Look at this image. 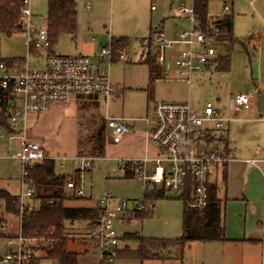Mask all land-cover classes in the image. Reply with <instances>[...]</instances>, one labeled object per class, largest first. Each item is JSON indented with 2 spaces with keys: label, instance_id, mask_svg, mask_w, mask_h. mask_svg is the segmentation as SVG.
<instances>
[{
  "label": "rangeland",
  "instance_id": "obj_1",
  "mask_svg": "<svg viewBox=\"0 0 264 264\" xmlns=\"http://www.w3.org/2000/svg\"><path fill=\"white\" fill-rule=\"evenodd\" d=\"M78 16V31L73 38L64 35L59 38L56 45L57 52L68 53L77 45L92 44L99 51L103 46L111 43V38H126L127 48L120 47L118 50L125 51L126 60L114 62L110 68V77L114 84L120 85V93L115 94L109 101L110 116H124L137 118L138 121L131 133L126 134V142L117 143L113 134V123L107 119L105 106L96 101L81 100L76 103L57 105L50 111L38 114L39 117L31 116L28 119V136L30 140H36L44 144L46 152L56 158L58 171L66 174H73L76 161L73 157L79 154V137L87 139L96 128L102 123L105 128L107 142H110L103 157H96L90 170L85 171L82 178L83 197L87 204H94L107 194H112L121 199L129 201H140L143 199L144 190L142 182L135 176L124 178L125 169L119 162L121 159L132 156L135 152V144L145 137L147 131L146 122L141 118L149 116L153 119V101L166 102H190L193 106L199 107L210 101L216 105L223 104L232 92H244L252 96V50L249 48L247 54L240 42H236L231 53V67L229 71L214 70L205 73V81L194 82L191 86L187 83L176 80L173 62L169 59L170 54H178L185 48L183 45H176L166 54L164 69L167 74L161 72V76L156 75L150 81L148 64L140 57L141 38L149 36L150 26L153 28L162 26L166 39L178 40L179 32L189 30L191 21L187 17H177L174 7L170 8L167 0H155V10H151L152 0H91V6L85 7L83 0H75ZM49 0H31L30 8L33 14L32 26L39 28L46 25L48 16ZM229 5V10L224 8ZM251 0H212L209 3V14L222 16L226 13L234 15V33L238 39H243L248 35L249 24L248 15L251 10ZM210 16V17H213ZM96 41L92 42V38ZM155 34L153 35V40ZM216 41V40H214ZM147 42V41H145ZM224 44L216 41L215 44ZM56 53V52H55ZM57 54V53H56ZM154 57L155 54H151ZM0 56L2 58H24L29 57L31 67L39 66L34 55L29 54V47L26 37L22 33L12 36H0ZM46 54L42 53L40 63ZM150 56V55H148ZM148 59V57H147ZM157 65V61L155 62ZM163 71V70H162ZM154 87L153 94L149 86ZM152 89V88H151ZM220 97L221 101L216 102ZM254 98H252L253 100ZM249 113L250 118H260L264 116L259 112ZM235 130L237 135H234ZM231 137L244 147L259 146L264 147V123L250 120L247 124L231 123ZM126 138V137H125ZM20 140L4 141L0 157V189L8 190L12 194H19L22 185L21 163L12 155L20 149ZM87 153V152H86ZM67 157L65 166L61 168L60 157ZM248 155L238 156L246 158ZM220 188L222 200L224 222L226 225V235L239 234L243 228L248 231L262 232L259 220L264 213V178L260 170L256 167L231 163L228 165L227 178L216 177ZM31 209L37 208L39 202L36 198H24L23 201ZM184 199L178 195L166 193L165 197L159 198L152 206L149 216L145 218L131 217V213H126L131 219L119 227L122 235L125 232H136L144 237L153 238H178L182 232V212ZM65 204V201H64ZM14 222L19 224V216L16 213L8 212L5 209L3 200H0V255L6 252V247L2 241L3 222L6 223L8 234L16 232L11 226ZM65 221V232L70 235V250L79 253V264H88L89 257H96V252L89 250L86 253L79 243L73 242V236L82 224ZM88 222V221H86ZM79 231V230H78ZM82 232V231H81ZM128 242L126 253L118 254V259H130L125 261L130 264H142L141 260L135 258V240L129 236L123 237ZM207 245V244H205ZM204 244H191L186 248L184 259L145 260L143 264H199L201 259L207 264L211 251ZM177 247H172L171 251H161L162 256L179 253ZM261 259L264 260V246L260 247ZM262 261V262H261ZM201 263V262H200ZM40 264H58L57 260L43 259Z\"/></svg>",
  "mask_w": 264,
  "mask_h": 264
},
{
  "label": "built area",
  "instance_id": "obj_2",
  "mask_svg": "<svg viewBox=\"0 0 264 264\" xmlns=\"http://www.w3.org/2000/svg\"><path fill=\"white\" fill-rule=\"evenodd\" d=\"M31 0H24L22 8L23 31L29 47V54L36 58L39 66L31 67L29 57L7 63L0 61V90L6 95L0 97V110L7 116L11 131L0 126L1 147L5 139H21V148L14 155L22 170L21 192L19 198V224L14 235L2 234L6 252L0 255V264H40L44 255L41 247L54 244V239L37 243L35 239L23 236L21 217L25 210H32L23 201L25 197L32 199L36 188L27 181L29 171L47 159L44 144L27 137L26 120L29 114L47 112L54 104H68L75 97H102L108 107L109 101L120 89L110 77V68L117 55L123 60L125 55L114 52L110 44L103 46L95 59L87 55H61L51 50L49 29L47 24L39 28L32 26ZM177 4L176 10L191 21L189 30L179 32L178 40L166 39L164 32L157 29L151 51L156 56L157 64L164 67L166 54L174 46L180 44L185 48L173 57L178 68V75L190 81L192 74L208 66L216 57L213 38L199 27L194 7V0H170ZM85 6H91V0H84ZM224 8L229 10V5ZM155 9V5L152 6ZM42 53L46 56L40 63ZM252 102L250 95L235 93L232 106L235 109L249 108ZM153 119L149 116L141 118L146 122L147 135L157 149L154 157L141 159H121L119 162L133 172L142 182L144 192L162 187L166 193L186 196L187 205L204 209L209 202V186L212 174L216 169L233 158L225 151L217 135L222 131L225 117L212 103L207 102L203 109L194 110L190 102L153 101ZM113 123V134L119 139L129 133L138 119L124 116H109ZM80 162L79 177L66 179L67 189L73 190L75 196H83L82 176L94 164V157L78 156ZM259 160L253 159V164ZM53 208L55 200L49 201ZM99 215L91 219L87 226L88 238L93 242L98 264H114L121 237L117 224L130 220L126 213L148 210L150 207L140 201L121 199L107 194L98 201ZM264 218V217H263ZM2 231L6 223L1 225Z\"/></svg>",
  "mask_w": 264,
  "mask_h": 264
},
{
  "label": "trees",
  "instance_id": "obj_3",
  "mask_svg": "<svg viewBox=\"0 0 264 264\" xmlns=\"http://www.w3.org/2000/svg\"><path fill=\"white\" fill-rule=\"evenodd\" d=\"M210 1L212 0H194L199 27L208 36L224 44L226 55L219 58L217 68L220 71H228L230 52L238 41L233 31V14L227 13L217 19L210 18L208 10ZM23 6L24 0H0V36H12L13 34L22 33ZM46 24L49 29L51 50H53L61 36L76 34V1L49 0ZM156 30V28L151 26L150 34L147 38L149 42L152 41ZM126 44V38H111V45L115 53L117 52L116 49ZM243 45L245 44L243 43ZM116 59L117 55L114 57V60ZM3 60L11 64L14 61L23 60V58H2L0 56V61ZM146 63L153 81L155 75L159 73L155 57H152V55L148 56ZM3 95L6 94L0 90V97ZM0 126L9 132L11 131L7 123V116L1 110ZM78 145L80 156H91L94 158L105 156L107 139L104 125L101 123L93 134L85 140L79 137ZM128 172L133 174L131 170H128ZM131 176L128 173L126 174V177ZM66 179L65 175L56 173L55 161L52 158L45 159L29 171L27 181L31 182L36 188L34 198L39 202V206L23 212L21 232L23 236L35 239L37 243L41 242V238L45 240L54 239L53 245L41 247L46 258L57 260L58 264H79V253L69 248L70 239L65 232V221L95 219L99 215V210L91 207L65 206L64 200L67 198L65 194ZM188 194L189 192H187L185 198L183 197L185 202L182 212V232L178 238L144 237L136 233L127 235L137 242V247L129 251L130 253H135V258L141 261L162 258L161 251H171L172 247L178 248L179 256L182 258L183 249L190 242L226 240L222 200L218 197L216 185L211 184L209 186V202L202 210L189 207L186 204L189 199ZM163 197H165L164 189L156 187L144 192L143 201L144 203L150 201L151 205L154 206L155 201ZM51 199L56 202L53 208L49 203ZM0 200L4 201L6 211L19 214L20 202L17 195L11 194L8 190L0 189ZM150 209L136 211L132 213L131 217L145 218L149 216Z\"/></svg>",
  "mask_w": 264,
  "mask_h": 264
},
{
  "label": "crops",
  "instance_id": "obj_4",
  "mask_svg": "<svg viewBox=\"0 0 264 264\" xmlns=\"http://www.w3.org/2000/svg\"><path fill=\"white\" fill-rule=\"evenodd\" d=\"M167 1H169L170 8H172L174 4L170 0H167ZM83 2H84V0H83ZM154 2H155V0H152L151 10H155V9H152V6L155 5ZM84 4H85V2H84ZM251 6H252L251 10H250L249 14H247L249 16L248 17V24H249L248 35L243 39H238L235 36V33H234V36L237 38V40H238L237 42H240L241 45L244 47V49L246 50L249 57H250V54L248 52V49L250 48L252 50V53H251L252 54V65H253V68H252L253 88L251 91L252 96H251V94H248V93H245V94L250 95L251 98H254V99L252 100L249 108L235 109L232 106V98H233L234 94L235 93H244V92H238L237 91V92H232L230 94L229 98L227 99V101H225L223 104L216 103V105H215L213 103L221 111V113L225 117H230L229 120L224 122L223 129H222V131H220L218 133L217 139L223 143V145L225 147V151L233 158V160L228 162L227 164L219 166L216 169V171L212 174V184L216 185L217 194L221 200H223V199L220 197V188H219V185L216 181V177H219L221 175V176H224V179L226 180L227 169H228L229 164L239 163L242 165L256 167L260 170V172L262 173L263 178H264V147L259 148L258 145L256 147L255 146L254 147L253 146L244 147L243 145L239 144L236 140H234V138L231 137V123L232 122H237L238 124L244 125L253 119L255 121L264 123V116H261L260 118H250V117L246 116L249 113H245L246 111H250L252 113L259 112L261 114H264V111H259L258 106H257V97L260 94H264V0H251ZM174 11L176 12L177 17H185V16L181 15L180 13H178V11L176 10V7H174ZM231 14H233V13H231ZM210 16H213V15H210ZM222 16H213L210 18L217 19V18L222 17ZM151 26H150V28H151ZM78 27H79V25H78V16H77V31H78ZM155 28L161 29L163 31L161 25H159L158 27H155ZM77 31H76V34H77ZM233 31H234V15H233ZM76 34L70 35V36L75 38ZM148 37L149 36L143 37V38H141V41H140V46H141L140 47L141 48L140 57L145 62L147 61L148 55L153 54L151 51V47L153 45L154 40L152 39V41L149 42L147 39ZM112 38H114V37H112ZM213 40H214V38H213ZM95 41H96V39L93 37L92 42H95ZM145 41H147V42H145ZM215 42L216 41H213L214 47L216 48V52H217L215 59L208 66H206L204 69L194 72L192 74V78L190 81H187V80L179 77L178 68L176 67L174 60H173V57L176 54L171 53L169 59L173 62V67L175 69L174 74H175L176 80L185 82L189 86H191L195 81L196 82L205 81L206 80L205 79V73L211 71L212 69L218 70L217 66L219 64V58L226 55V48L224 45L222 46L219 43H218V45L215 44ZM243 43L245 45H243ZM76 44L77 45L74 47V49L68 51V53H65V54H63V53L61 54V53L57 52V49H58L57 46H55L53 48V51L56 52L57 54H61V55H87L93 59L96 58L98 52L100 51V50L97 51V48L95 46H93L92 44H81V45L79 43H76ZM122 48L126 49L127 44L124 45ZM116 51L121 52L118 49H116ZM121 53L124 54L125 51H123ZM231 53H232V51L230 52V56H229V61H230L229 62V70L231 67ZM154 57H155V62H156V56L154 55ZM124 60H126V57L123 60H119L117 58L116 60L113 61V63L117 62V61H124ZM157 66L159 68V73L157 75L161 76V74H162L161 72H164L163 73L164 75L167 74V71H166V69H164V67H161L158 64H157ZM149 74H150V70H149ZM150 81L152 83L151 75H150ZM149 89L151 90V93L153 94V90H154L153 84H152V87L149 86ZM117 93L118 94L120 93V89L115 94H117ZM81 100H91V101H96V102L101 104L103 102L104 98H102V97H83V96L79 97L78 96V97H75L70 103H76L77 101H81ZM219 101H221L220 97H218L216 99V102H219ZM173 102H175V101H173ZM207 102H210V101H207ZM205 104H203L199 107H195L192 104H191V106L194 110H201V109H203ZM57 105H62V104H54L50 107V109L48 111H50L53 107H55ZM63 105H65V104H63ZM103 105L105 106V113L107 116V115H109V105L107 107L104 102H103ZM31 116H34L35 118L39 117L38 114H29L28 115L27 120H26L27 137L28 138H29V136H28V119ZM132 131H133V129L129 133H131ZM235 135H237L236 130L234 132L233 137ZM127 138H129V137H127V135L125 134L124 136L119 138V141L117 143H121L123 141L126 142ZM5 140L12 141L9 139H5ZM13 140H20L19 143H20V148H21V139L15 138ZM109 144H110V142H107L106 149H107ZM3 145H4V142H3ZM3 145L1 147V149L3 148ZM44 150H45V148H44ZM45 153H46L47 158H52L55 161L56 173L63 174L66 176V178L70 177V176H75L77 178L79 177L80 162L77 159V157L80 155L78 153H76V155L73 157L74 158L73 160L76 161L77 164L75 166V171L72 175L66 174L62 171H58L57 166H56V158L54 156L49 155L46 152V150H45ZM157 153L158 152H157L156 147L151 142L147 133H145V137L143 139L139 138V140L135 144L134 154H132V156L126 157L124 159H141L145 156H149L152 158L155 155H157ZM105 154H106V151H105ZM14 155H12V158L17 159L16 157H14ZM243 155H248V156L246 158H239L238 157V156H243ZM253 159H257L259 161L255 164H253L251 162V160H253ZM59 160L61 161V163H59V164H60L61 168H63L65 166V161L67 160V157H64V156L60 157ZM124 169H125L124 178H130V177H126L127 173L129 175H132L131 177H135L134 174L128 172L129 169L127 167H124ZM82 178H83V176H82ZM65 192H66L65 194L67 196V198L64 200L65 206H67V207L97 208V204H98L97 201L94 204H87L86 200H83V201L80 200L83 196H79V197L75 196L73 190L67 189V187H65ZM13 195H17V194H13ZM263 199H264V189H263ZM263 217H264V213H263V216L261 217V219L259 220V224L262 226V232L261 233H259L258 231H248L247 232V229L243 228L239 234L226 235V233H225L226 240H224V241H194V242H190V243L186 244V246L184 247L182 258L179 256V253H174V254L172 253L168 256H163L162 258L146 259V260L167 261V260H171V259H178L180 261H183L186 248L189 247L191 244L200 243V244H204V245L207 244L205 246H209L207 248L210 249L211 251H214V253L211 252L210 257L208 256L207 264H260L259 259H261V257H262L260 247H261V245H262V247L264 246V218ZM90 220L91 219L68 220V222L76 221L75 224H78V223L82 224L81 229H78L79 231L77 230L75 235H72V236H73V242L79 243V245L83 248V251L86 253V255H89V254H87V252L89 250L95 251L94 246H93V242L88 238L87 226H88V223ZM14 221L15 220H12L13 223L11 224V226L17 232L18 231V222L17 221L14 222ZM86 221H88V222H86ZM125 223H127V221H122V222H119L117 224V231H118L119 236L121 237V244L117 250V256H116V260H115L114 264H127V262H125V261L133 259V257L130 259H125V260L118 259V254L120 253V251H122V253H126L127 252L126 250H128V248H129L128 242H125L123 237L127 236L129 234H132V233H136V232H125L121 235L119 232V227ZM225 228H226V225H225ZM225 232H226V229H225ZM2 233L8 234L6 231H2ZM136 234H139V233H136ZM9 235H13V234H9ZM67 236L70 237V235H68V234H67ZM133 247H134V249L137 247V242H135V245ZM91 256H93V257H89L88 264H98L97 256L96 257H94V255H91ZM43 259H46V257L44 255H42V257H41V260H43ZM78 260H79V256H78ZM144 261H142L141 263L143 264ZM200 262H199V264H205L203 258L201 259ZM128 264H130V262H128ZM262 264H264V260H263Z\"/></svg>",
  "mask_w": 264,
  "mask_h": 264
},
{
  "label": "water",
  "instance_id": "obj_5",
  "mask_svg": "<svg viewBox=\"0 0 264 264\" xmlns=\"http://www.w3.org/2000/svg\"><path fill=\"white\" fill-rule=\"evenodd\" d=\"M257 106L259 111H264V94L257 97Z\"/></svg>",
  "mask_w": 264,
  "mask_h": 264
}]
</instances>
